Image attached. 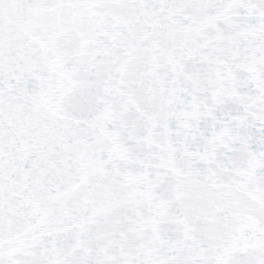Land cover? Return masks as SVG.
<instances>
[{"label":"snow or ice","instance_id":"obj_1","mask_svg":"<svg viewBox=\"0 0 264 264\" xmlns=\"http://www.w3.org/2000/svg\"><path fill=\"white\" fill-rule=\"evenodd\" d=\"M0 264H264V0H0Z\"/></svg>","mask_w":264,"mask_h":264}]
</instances>
